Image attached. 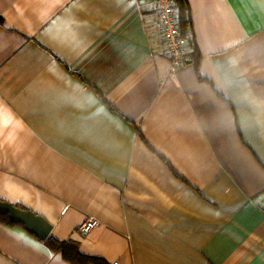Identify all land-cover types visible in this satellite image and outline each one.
Instances as JSON below:
<instances>
[{"label":"crops","instance_id":"obj_1","mask_svg":"<svg viewBox=\"0 0 264 264\" xmlns=\"http://www.w3.org/2000/svg\"><path fill=\"white\" fill-rule=\"evenodd\" d=\"M182 1L173 73L147 0H0V201L106 264H264V0ZM5 216L0 264H81Z\"/></svg>","mask_w":264,"mask_h":264},{"label":"built area","instance_id":"obj_2","mask_svg":"<svg viewBox=\"0 0 264 264\" xmlns=\"http://www.w3.org/2000/svg\"><path fill=\"white\" fill-rule=\"evenodd\" d=\"M156 17V30L158 35V55L170 62V70L178 72L187 63H193V50L191 39L181 26L180 8L176 0H147ZM100 221L89 217L79 225L78 230L89 234L100 226ZM114 264H118L117 262Z\"/></svg>","mask_w":264,"mask_h":264},{"label":"water","instance_id":"obj_3","mask_svg":"<svg viewBox=\"0 0 264 264\" xmlns=\"http://www.w3.org/2000/svg\"><path fill=\"white\" fill-rule=\"evenodd\" d=\"M0 213L8 215L12 222L22 223L28 231L41 239H46L52 230V225L44 217L8 202L0 201Z\"/></svg>","mask_w":264,"mask_h":264},{"label":"trees","instance_id":"obj_4","mask_svg":"<svg viewBox=\"0 0 264 264\" xmlns=\"http://www.w3.org/2000/svg\"><path fill=\"white\" fill-rule=\"evenodd\" d=\"M177 3L178 5H180V14H181V26L184 28L185 27V13H184V9H183V6H182V3L183 1L182 0H177ZM0 219L4 220V221H9L7 216L5 215H2L0 213ZM10 222V221H9ZM47 242L49 243V245L57 248V249H60L63 251V254L67 257V258H70L72 259L74 262H78V263H81V264H87L89 262H94L96 264H106L104 263L103 261H100V260H97V259H94V258H90V257H87V256H83L79 250H78V247H77V244L75 243H72V242H59V241H56L54 240L53 238H49V239H46Z\"/></svg>","mask_w":264,"mask_h":264}]
</instances>
